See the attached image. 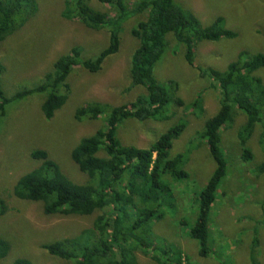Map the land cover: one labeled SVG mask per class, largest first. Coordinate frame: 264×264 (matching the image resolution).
Returning <instances> with one entry per match:
<instances>
[{
    "label": "rangeland",
    "instance_id": "1",
    "mask_svg": "<svg viewBox=\"0 0 264 264\" xmlns=\"http://www.w3.org/2000/svg\"><path fill=\"white\" fill-rule=\"evenodd\" d=\"M36 1L37 12L0 43V61L6 68L0 75V87L9 99L40 84L44 74L51 71L52 63L72 47L81 50L82 58H94L107 45L105 30L95 32L77 21L61 17L63 0ZM174 1L185 11L192 12L202 27L221 17L224 27L237 34L234 39L197 43L193 50L197 67L221 72L242 52L264 54V0ZM89 5L108 11L97 0H90ZM134 18L123 24L119 51L104 61L100 73L92 74L81 68L71 71L66 80L70 87L68 98L51 119H45L41 112L44 94L35 93L6 105L5 115L0 119V198L7 205V211L0 216V237L8 239L10 250L0 264H11L18 257L34 264H68L48 256L40 245L76 235L91 226L95 216H44L41 203L16 199L12 188L20 176L39 165L29 157L34 149H44L72 181L86 182V176L71 160L70 151L82 137L102 128L106 115L95 121L77 122L76 108L90 101L119 106L145 94L141 86L126 91L129 80L126 73L137 47L136 39L129 33L136 27ZM165 41L167 48L153 68L155 79L168 88L170 95L162 113L163 120L128 119L117 127V138L122 146L147 149L173 126L185 124L181 134L172 141L169 157L185 155L181 169L186 176L176 181L169 177L164 179L171 184L172 194L164 199V217L152 223L151 233L146 238L150 243L149 251L171 255L180 250L193 264H250L249 258L256 255L257 264H264V173L259 172L263 161L261 126H256L247 141L246 148L253 157L245 161L237 136L245 116L236 108L233 109L234 120L220 131L219 149L226 160V175L218 185L210 210L207 257L199 256L198 242L189 237V229L198 216V195L216 169L199 133L205 121L218 111L220 91L213 88L214 81L208 76L202 77L187 65L185 47L176 42L171 33L166 35ZM255 74L264 84V67ZM175 84L177 92H174ZM199 95L201 114L190 106ZM176 97L183 100L181 107L175 104ZM261 110L264 116V106ZM135 255L138 264H153L142 253Z\"/></svg>",
    "mask_w": 264,
    "mask_h": 264
},
{
    "label": "trees",
    "instance_id": "2",
    "mask_svg": "<svg viewBox=\"0 0 264 264\" xmlns=\"http://www.w3.org/2000/svg\"><path fill=\"white\" fill-rule=\"evenodd\" d=\"M97 1L108 11L94 9L89 5L90 0H63L60 15L89 30H105L107 45L94 58H82L81 50L72 47L52 63L51 71L44 74L40 84L16 93L11 99L5 97L0 87V119L4 117L8 103L35 93L45 95L41 112L45 119H51L68 98L70 87L66 80L71 71L81 68L92 74L100 73L104 61L119 51L123 24L134 17L139 21L129 33L136 39L137 47L126 73L129 79L126 91L141 86L145 94L119 106L90 101L92 103L76 108L74 118L77 122L95 121L106 115L104 126L82 137L70 151L71 160L86 176L85 183L72 181L44 149H34L29 157L39 165L17 179L12 195L21 201L41 203L42 213L47 217L95 216L91 226L78 234L41 244L40 248L51 258L68 264H138L135 254L140 252L153 264H193L180 250L171 255L150 253V243L146 239L151 233L152 223L164 217V199L172 194V186L164 181L165 177L176 181L186 176L181 169L185 155L169 157L172 141L181 134L185 124L173 126L147 149L122 146L117 138L118 124L128 119L138 122L163 120L162 113L168 106L170 95L168 88L155 79L153 68L167 48L166 35L171 33L176 42L184 45L187 65L202 77L208 76L214 81L213 88L220 91L219 109L205 121L199 133L216 163V169L198 195V216L188 233L199 244V256L207 257L210 251V210L218 185L226 175V160L219 149L220 131L234 120V108L245 116V122L237 132L245 161L253 157L250 149L246 148L247 141L256 126H261L263 161L259 172L264 173V116L261 114L264 84L255 74L264 67V54L247 55L242 52L221 72L202 69L193 61L197 43L237 37L235 32L224 27L221 17L202 27L192 12L185 11L174 0ZM37 10L36 0H0V43L21 29ZM5 70L0 61V75ZM177 89L175 84L174 92ZM183 103L181 98H175L178 107ZM190 106L201 114V95ZM6 211L7 205L0 198V216ZM9 250L8 239L0 237V260L6 258ZM249 260L250 264H257L256 255ZM11 264L34 263L18 257Z\"/></svg>",
    "mask_w": 264,
    "mask_h": 264
}]
</instances>
